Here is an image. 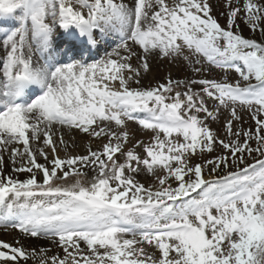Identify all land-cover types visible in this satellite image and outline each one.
Here are the masks:
<instances>
[{
    "label": "snow or ice",
    "instance_id": "obj_1",
    "mask_svg": "<svg viewBox=\"0 0 264 264\" xmlns=\"http://www.w3.org/2000/svg\"><path fill=\"white\" fill-rule=\"evenodd\" d=\"M223 5L0 0V228L49 241L0 264H264V0ZM154 58L193 75L142 87Z\"/></svg>",
    "mask_w": 264,
    "mask_h": 264
},
{
    "label": "rangeland",
    "instance_id": "obj_2",
    "mask_svg": "<svg viewBox=\"0 0 264 264\" xmlns=\"http://www.w3.org/2000/svg\"><path fill=\"white\" fill-rule=\"evenodd\" d=\"M210 2L213 4V14L220 20V22L222 24H224L225 21H226V18L221 15L222 12L226 11V9H225V7L223 5V0H210ZM242 27H243V35H245L246 37L251 36V37L256 38L258 40L264 39V37H261L258 32L257 33H251V32H249L247 27H244L243 25H242ZM106 48H107V46H105V49ZM100 52L95 54V59H99L100 57H102L105 54V52L104 51L102 52V50ZM169 63L170 64H168L166 67L160 68L159 73L162 74V78L159 79L157 81V83L164 82L169 75H171V77L173 79H184V78H186V76L182 77V75L184 74V73H182V70H184L183 67H184V64L186 62L176 61V62H169ZM154 74H156V73H154ZM203 75L206 76L207 78H210V79L211 78H216V79L228 78L230 80H235V79L238 78L237 74L234 71H231V70L225 71V70L218 69V68L214 69L210 74L205 72ZM151 77H152L151 69L147 73H142V78H144V79H148V78H151ZM153 85H155V84H153ZM241 112H242V117H243V119H242L243 127H245V128H254V126H255L254 125V121L252 120L251 116L249 115V111L248 110H241ZM226 117H227V113H224L223 116L221 117V119L219 121H217L215 124H213V128L214 129H219L220 132H221V135H223L222 125H223V123L226 122ZM129 126H130V124H129ZM136 129L137 128H133V130H136ZM150 137H151V133L138 132V131L135 132V138L144 140L146 143L149 142ZM65 139L70 144L72 143V139H70L69 137L66 136ZM74 140H75L76 144L78 145L77 148L79 150L85 149L86 143H87V139L86 138H80L78 140H76V139H74ZM75 151H76V149H75ZM219 151L220 150H218V152ZM218 152H214L211 155H207L206 154L207 158H211L212 156H215L216 154H218ZM59 154L61 156H63L64 152L61 151ZM199 159H200V157H195L193 159V162H199ZM249 162H251L250 158H249ZM144 183L148 184V182L146 180L144 181Z\"/></svg>",
    "mask_w": 264,
    "mask_h": 264
},
{
    "label": "bare ground",
    "instance_id": "obj_3",
    "mask_svg": "<svg viewBox=\"0 0 264 264\" xmlns=\"http://www.w3.org/2000/svg\"><path fill=\"white\" fill-rule=\"evenodd\" d=\"M11 22H13V21H11ZM105 46H107V45H105ZM105 46L101 47L98 50V52L103 50V48ZM98 52L96 50H94L91 54H86V58L88 59V62H92L91 58H94L93 53H98ZM70 53H73V52H69L68 54H70ZM133 63L135 64L136 62L133 61ZM168 64H170L168 60L155 59V58L152 59L150 61V65H151L150 69H151L152 77L148 78V79L142 78L140 86L145 87V88H147L149 86H155L157 84V81L162 78V74L159 73L160 68L166 67ZM183 69L184 70H182V73H184V74L182 75V77H185V76L188 77V76L193 75V73L191 72V66L188 65L187 63L184 64ZM154 73H156V74H154ZM153 84H155V85H153ZM130 127L132 129L138 128V125L135 122H131ZM138 132H140V131H138ZM80 138H85V137H83L81 135H76L74 137V139H76V140H78ZM76 151L83 153L85 151V149L79 150L78 148H76ZM5 159H6V164L4 167V171L6 174H12L11 163H10V161H7V154H5ZM40 162L43 163V160H41ZM17 175H18L19 179H21V180L25 179L27 176V174H25V173H21V174H17ZM39 179H40V177H38V180ZM137 179L140 180V182H142V183H144L145 180L148 183L149 182L151 183L150 174L142 173L140 176L137 177ZM17 239H19L21 244H23L29 250H31V248H34V247H45V248L49 247V241L43 237L39 238V239H37V238H26V237H23L17 230H14V229L5 230L3 228H0V240H3V241L8 242L10 244H15V241ZM28 264H33V261L29 260Z\"/></svg>",
    "mask_w": 264,
    "mask_h": 264
}]
</instances>
